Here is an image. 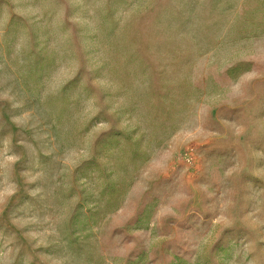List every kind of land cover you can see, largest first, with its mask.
<instances>
[{
    "label": "rangeland",
    "instance_id": "374dc122",
    "mask_svg": "<svg viewBox=\"0 0 264 264\" xmlns=\"http://www.w3.org/2000/svg\"><path fill=\"white\" fill-rule=\"evenodd\" d=\"M0 264H264V0H0Z\"/></svg>",
    "mask_w": 264,
    "mask_h": 264
}]
</instances>
